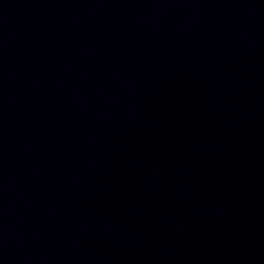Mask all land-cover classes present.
I'll use <instances>...</instances> for the list:
<instances>
[{
    "label": "water",
    "instance_id": "obj_1",
    "mask_svg": "<svg viewBox=\"0 0 264 264\" xmlns=\"http://www.w3.org/2000/svg\"><path fill=\"white\" fill-rule=\"evenodd\" d=\"M0 264H264V0H0Z\"/></svg>",
    "mask_w": 264,
    "mask_h": 264
}]
</instances>
